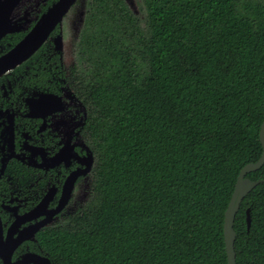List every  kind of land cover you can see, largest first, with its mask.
<instances>
[{
    "label": "trees",
    "instance_id": "obj_1",
    "mask_svg": "<svg viewBox=\"0 0 264 264\" xmlns=\"http://www.w3.org/2000/svg\"><path fill=\"white\" fill-rule=\"evenodd\" d=\"M142 2L144 19L89 0L79 91L94 195L41 240L58 264H228L225 213L263 153L264 0ZM234 229L237 264H264V182Z\"/></svg>",
    "mask_w": 264,
    "mask_h": 264
},
{
    "label": "flooded vegetation",
    "instance_id": "obj_2",
    "mask_svg": "<svg viewBox=\"0 0 264 264\" xmlns=\"http://www.w3.org/2000/svg\"><path fill=\"white\" fill-rule=\"evenodd\" d=\"M58 1L24 0L14 20L27 19L26 28L0 40V57ZM63 24L0 76V264H58L41 236L76 220L94 195L96 156L79 91L90 72L83 35L70 56Z\"/></svg>",
    "mask_w": 264,
    "mask_h": 264
},
{
    "label": "water",
    "instance_id": "obj_3",
    "mask_svg": "<svg viewBox=\"0 0 264 264\" xmlns=\"http://www.w3.org/2000/svg\"><path fill=\"white\" fill-rule=\"evenodd\" d=\"M23 1L24 0H0V40L7 34L20 32L26 28L25 24L28 23L27 19L14 20V12ZM78 1L79 0H59L45 14H43L35 27L18 45L7 54L0 57V76L6 71L24 62L40 46H42L56 26L58 24H62L66 16L72 11V7H74ZM131 1L125 0L126 3ZM127 5L130 7L134 4L127 3ZM82 14L84 17H86L88 12ZM82 22L84 24L83 27H85L86 22ZM58 39V41H62V37H59ZM260 142L263 147L262 156L257 162L247 164L241 170L228 209L225 213L224 237L228 264H237L235 251L237 233L234 229V224L241 203L250 192H252L258 185L264 182V180L252 181L251 179L247 178L248 174L256 172L264 166V121L260 129ZM247 223L248 229H250V210L247 211Z\"/></svg>",
    "mask_w": 264,
    "mask_h": 264
},
{
    "label": "rangeland",
    "instance_id": "obj_4",
    "mask_svg": "<svg viewBox=\"0 0 264 264\" xmlns=\"http://www.w3.org/2000/svg\"><path fill=\"white\" fill-rule=\"evenodd\" d=\"M88 2L89 0H80V2L74 7V9H72V11L64 20L63 29L66 33V44L68 45V53L70 56H72L71 53L73 45L77 44L76 38L79 37L81 34L83 35L85 31L86 26L83 27L84 24L82 21L87 22V15L86 17H84L82 13L88 12ZM127 3L134 4L133 6L131 5L129 8L140 19H144L145 11L143 8L142 0H132L131 2Z\"/></svg>",
    "mask_w": 264,
    "mask_h": 264
}]
</instances>
